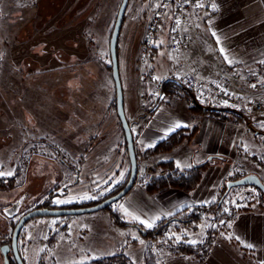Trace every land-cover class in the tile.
I'll return each mask as SVG.
<instances>
[{
    "label": "rangeland",
    "instance_id": "rangeland-1",
    "mask_svg": "<svg viewBox=\"0 0 264 264\" xmlns=\"http://www.w3.org/2000/svg\"><path fill=\"white\" fill-rule=\"evenodd\" d=\"M121 2L0 0V200L3 196L7 202L11 199L7 208L19 202L12 218L5 214L7 208L0 210L8 221L3 227L0 223L2 244L11 243L15 225L27 212L92 206L118 193L129 179L127 145L121 161L118 140L110 137L118 118L109 44ZM158 2L130 0L118 43L119 67L122 64L130 71L131 98H137L139 112L141 97L152 91L157 96L158 82L163 81L154 61L144 65L141 57V43ZM172 12L173 6L168 16ZM166 26L171 31L168 18ZM149 67L156 73V82H145ZM253 72L262 78L263 90L256 93L260 101L264 99V70ZM121 80L127 91L128 80L124 84L122 76ZM162 94L160 98H177L164 90ZM236 112L244 123L251 121V140L228 180L247 173L258 175L264 183V167L258 163L264 162V135L255 132L264 114L251 118L240 109ZM103 134L112 138L109 148L94 146L93 139ZM104 150L108 158L101 155ZM141 164L153 163L144 158L138 161ZM164 169L166 175L172 172ZM56 174H61L62 182L53 188ZM150 181L144 182L140 175L136 184L145 188ZM69 188L76 189L75 197L65 196ZM226 191L223 183L211 204L180 211L176 215L189 210L180 218L193 213L190 217L195 219L187 225L172 223L154 240L143 237L133 225L139 223L120 212L124 197L94 213L35 218L22 229L19 251L25 264H264V254L240 246L234 222L215 220L207 211L214 203H224V212L231 207L261 212L259 191L252 186ZM57 200L70 202L57 204ZM197 207L206 211H194ZM158 223L143 226L152 229ZM211 230L216 238L203 260L196 253L176 252L177 244L201 247ZM11 259L9 254L7 264ZM0 264H6L1 253Z\"/></svg>",
    "mask_w": 264,
    "mask_h": 264
},
{
    "label": "crops",
    "instance_id": "crops-1",
    "mask_svg": "<svg viewBox=\"0 0 264 264\" xmlns=\"http://www.w3.org/2000/svg\"><path fill=\"white\" fill-rule=\"evenodd\" d=\"M214 4L215 8L211 14L204 15L201 12L198 14L202 17L204 15L205 23L198 33L192 52L188 55L177 54L170 49V30L167 26L164 28L159 36L153 60L160 79L165 81L182 71L194 69L206 81L212 80L219 69L236 68L242 73L264 70V0H214ZM167 18L171 23L168 15ZM124 68L125 66L121 64L120 74L123 84L128 80L127 91H124V107L134 137L137 158L143 160L147 158L149 162L158 165L164 171L166 170L161 164L168 162H172L177 171L189 170L207 162L209 166L202 181L191 193L168 189L154 196L147 193L142 185H134L121 200L120 206L123 205V208L119 207L120 212L139 225L142 224L140 220L154 225L195 205L211 204L222 184L229 181V173L236 160L244 159L242 155L245 154V149L248 148L251 140V125L224 122L209 115H202L199 119L198 132L190 140L184 141L169 153L146 157L147 151L153 150L177 130H192L194 126L192 101L189 98H162L147 117L139 119L137 98H131L130 71L127 67ZM138 69L135 71L137 77H139ZM154 93L155 91H152L148 96L149 102L157 100L158 94L156 96ZM261 99L259 102L264 103V99ZM218 104L217 101H213L204 108L219 109ZM258 121L259 129L255 131L256 135H264V116ZM114 123L110 137L115 135L117 138V146L120 150L118 153L122 161L126 141L119 118ZM177 123L182 126L170 131ZM93 142L94 146L106 145L109 148L112 138L104 137L103 134L98 140L93 139ZM149 144L154 146L148 147ZM106 152L108 151L104 150L101 155ZM60 177L61 174L53 177V183H56L53 188L62 182ZM75 191L76 189L69 188L65 196L75 197ZM0 201H3L0 202V210L11 205V199L7 202L6 196L1 197ZM124 209H127V213L131 215L126 214ZM2 212L0 223L3 227L8 221L4 220ZM133 216L139 219H133ZM143 225L146 224L141 226ZM234 229L240 246L264 254V210L240 213L234 221Z\"/></svg>",
    "mask_w": 264,
    "mask_h": 264
},
{
    "label": "built area",
    "instance_id": "built-area-1",
    "mask_svg": "<svg viewBox=\"0 0 264 264\" xmlns=\"http://www.w3.org/2000/svg\"><path fill=\"white\" fill-rule=\"evenodd\" d=\"M173 6L171 20L170 49L177 54H189L194 47L200 29L205 20L204 15L214 11L213 0H159L148 22L144 39L141 43V57L144 65H150L157 48L158 39L166 27L167 13ZM200 12L203 15L200 16ZM145 82H156L154 69L148 68L145 74ZM167 80H174L184 92L199 106H206L217 101L223 109H243L249 117L264 114V104L257 100L256 93L263 90L261 76L256 72L242 73L236 68L219 69L210 81L200 77L197 70H186L177 76ZM158 82L159 93L157 100L149 102L147 95L140 99V115L146 117L160 103L163 96V82ZM251 125V121H248ZM138 176L148 182L155 177L165 176L166 173L156 164L138 165ZM5 244V243H3ZM1 236H0V245ZM10 244V243H6Z\"/></svg>",
    "mask_w": 264,
    "mask_h": 264
},
{
    "label": "trees",
    "instance_id": "trees-1",
    "mask_svg": "<svg viewBox=\"0 0 264 264\" xmlns=\"http://www.w3.org/2000/svg\"><path fill=\"white\" fill-rule=\"evenodd\" d=\"M163 90L165 94L169 95L170 97H177V98L185 97V98H189L192 101L191 112H192L193 119H194V126L192 130H188V129L177 130L175 133L170 135L167 139L161 141L153 150L147 151L146 157H150V156L157 155V154L169 153L173 151L176 147H178L180 144H182L184 141L190 140L198 132L199 119L202 115H209L212 118H215L217 120L224 121V122L231 121V122H236V123H244L245 121L243 116H241L240 114L232 110H226V109L212 110V109H207L202 106H199L190 98V96H188L186 92L183 91V89L174 80L165 81L163 84ZM115 108H116V105H115ZM137 159L138 161L140 160L139 158ZM258 163L259 165L264 167V162L258 161ZM161 166L164 168H169L172 172H170L166 176H160V177L153 178L145 186L146 192L149 193L150 195L156 196V195H159L165 192L168 189H178V190H182V191L189 192V193L194 191L198 187L200 182L202 181L203 175L205 171L207 170L209 163L207 162L205 164L195 166L185 171H177L174 168V165L172 162L162 163ZM246 175L248 174L246 173L241 174L239 175V178H242ZM123 187L121 189H123ZM256 189L259 191L260 196H261L259 200L260 207L264 210V194L258 188ZM223 207H224V203L222 204L214 203L210 209H207V211L211 213L212 215L216 216L215 220L224 219L225 222H228V221L234 222L240 213L249 211L248 209L231 207L229 212H224ZM44 208H48V207H44ZM205 209H206L205 207H197L194 209V211H200L201 213V211ZM188 211L189 210H186L181 214H184ZM180 215H176L173 218L164 220L158 223L152 229L145 228L139 224H133V225L138 229V231L142 234L143 237H146L150 240H154L156 237L163 236L164 231L168 229L170 225H172V223L179 222L182 225H187L188 223L192 222L195 219V218L190 217L193 215V213L190 214V216L186 218H180L179 217ZM200 219H201V216H200ZM215 233L216 232L213 230L209 231L208 238L201 247L200 246L195 247L193 245H186V244H177L174 246L175 248H177L176 252L178 253L182 252L184 254H195L196 253L198 256H200V260H203L205 257L208 256L210 252V248L213 245V242L216 238ZM10 264H17L13 256L10 261Z\"/></svg>",
    "mask_w": 264,
    "mask_h": 264
},
{
    "label": "water",
    "instance_id": "water-1",
    "mask_svg": "<svg viewBox=\"0 0 264 264\" xmlns=\"http://www.w3.org/2000/svg\"><path fill=\"white\" fill-rule=\"evenodd\" d=\"M129 2L130 0H122L121 2L109 44V52L112 64V79L114 82L116 93V113L119 118L122 130L124 132L125 141L127 145V153L130 162L129 179L123 189L98 204L79 208H36L22 215L13 229L11 243L5 244L0 248V253L2 254L6 263H8V256L9 254H11L17 264H25L19 251V237L22 232V229L30 220L41 217L78 216L107 209L112 204L125 197L136 184L139 171L138 159L134 146V137L125 113L124 91L120 76V67L118 59V43ZM242 186H252L258 188L264 194V183L261 178L256 174H248L242 178L228 181L226 183V193H228L231 189L235 187ZM18 209L19 202L5 209V214L9 218H12L18 213Z\"/></svg>",
    "mask_w": 264,
    "mask_h": 264
},
{
    "label": "snow or ice",
    "instance_id": "snow-or-ice-1",
    "mask_svg": "<svg viewBox=\"0 0 264 264\" xmlns=\"http://www.w3.org/2000/svg\"><path fill=\"white\" fill-rule=\"evenodd\" d=\"M213 35H215V33H213ZM218 42H219V41H218ZM223 51H224L223 48H221V52H223ZM225 58L227 59V57H225ZM181 126H182L181 124L177 123V124L174 126L173 129H170V131H174L175 128H179V127H181ZM153 146H154V145H151V144L148 145V147H153ZM9 174H10V173H9ZM118 182H119V181H117V183H118ZM109 190H110V189H109ZM94 198H95V197H88V196L85 197V199H94ZM68 202H70V201H61V200H57V201H56L57 204H60V203H68ZM120 207L123 208V205H121ZM124 211L126 212V214L131 215L130 213H127V209H124ZM225 211H227V209H225ZM132 218H133V219H139V217H135V216H133ZM140 223H142V224H146L147 227H152V226H153L152 223L146 222V221H144V220H140ZM191 243L195 244L196 241H191ZM248 247H251V245H248Z\"/></svg>",
    "mask_w": 264,
    "mask_h": 264
}]
</instances>
